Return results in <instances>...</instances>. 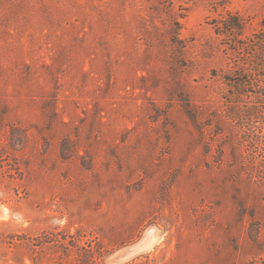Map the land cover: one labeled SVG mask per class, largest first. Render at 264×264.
I'll use <instances>...</instances> for the list:
<instances>
[{
  "label": "rangeland",
  "instance_id": "1",
  "mask_svg": "<svg viewBox=\"0 0 264 264\" xmlns=\"http://www.w3.org/2000/svg\"><path fill=\"white\" fill-rule=\"evenodd\" d=\"M263 26L264 0H0V264H264V110L226 82Z\"/></svg>",
  "mask_w": 264,
  "mask_h": 264
},
{
  "label": "trees",
  "instance_id": "2",
  "mask_svg": "<svg viewBox=\"0 0 264 264\" xmlns=\"http://www.w3.org/2000/svg\"><path fill=\"white\" fill-rule=\"evenodd\" d=\"M229 19L225 21L224 23V33L226 35H241L243 31V25L241 24V20L238 17H228ZM262 38H257L256 40L248 43V44H242L240 49L244 50L245 45L247 47L252 46V48H255L256 51L254 54L250 55V57H247V63L246 67L244 66L239 67L242 69L238 75L232 76V77H226V82L230 85L231 88H234V93L231 96V104L232 105H238L241 103V100L243 97L252 98L251 96H254L257 100L256 105L253 107H250L248 109H242L240 112L234 113V111L231 110V115L233 118H236L240 124H245L247 127L250 126V120L252 117L260 118L263 116V113L261 110H264V95L261 93H254L249 92L247 89H255L258 88L262 80L264 79V26L262 29ZM262 50V51H261ZM248 64L252 67V72H254L256 75H254L255 80H251V83H247L246 79L249 77L247 73H249ZM240 70V69H239ZM262 89L261 87H259ZM249 92V93H248ZM188 116L190 119L195 122V117L193 114L188 111ZM246 121V122H245ZM253 145H255L257 148L264 146V135L263 136H256L255 140L253 142ZM260 177L264 178V170L260 171Z\"/></svg>",
  "mask_w": 264,
  "mask_h": 264
}]
</instances>
